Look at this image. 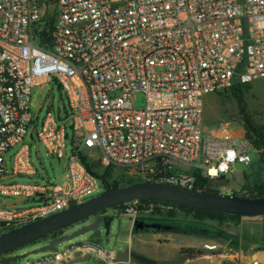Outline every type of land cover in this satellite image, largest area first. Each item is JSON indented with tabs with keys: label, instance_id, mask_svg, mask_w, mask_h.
<instances>
[{
	"label": "built area",
	"instance_id": "2783aa9c",
	"mask_svg": "<svg viewBox=\"0 0 264 264\" xmlns=\"http://www.w3.org/2000/svg\"><path fill=\"white\" fill-rule=\"evenodd\" d=\"M0 22V197L29 204L0 206V235L110 186L83 155L190 189L251 164V142L207 134L204 115L209 95L264 79V0H0ZM49 83L67 107L40 120L33 89ZM29 137L60 162L70 141L62 183L12 180L38 175Z\"/></svg>",
	"mask_w": 264,
	"mask_h": 264
},
{
	"label": "rangeland",
	"instance_id": "374dc122",
	"mask_svg": "<svg viewBox=\"0 0 264 264\" xmlns=\"http://www.w3.org/2000/svg\"><path fill=\"white\" fill-rule=\"evenodd\" d=\"M239 4H243V0H237ZM1 24V22H0ZM243 104L241 105L239 99L236 97L233 90H229L224 93L212 94L206 98L205 104V115L204 124L205 131L207 134L213 135L218 138H234V137H245L244 130V120L241 107L247 113L255 116L256 122L260 125L264 124V79L253 81L249 84L248 88L244 90L243 93ZM32 109L39 114V119L42 120L48 111H52L54 114L58 115L59 108L63 109L67 101L65 94L62 89L56 83H49L43 87H37L33 89L32 97ZM145 105V96L142 92H138L135 100L134 107L141 109ZM27 143L32 145V162L36 169H38V175L31 178L28 177H16L13 181L24 182L32 179L34 182L39 184H60L63 181V173L68 163V159L72 154V145L70 141L68 142L67 156L62 162L57 158V156H50L47 154L46 149L38 143V141H31L30 137L26 139ZM251 158L252 162L249 166L242 164H237L234 167L233 173L227 175L225 178L209 181L207 186L209 188L216 189L222 194H237L239 196H253L259 193V190H264V148H257L254 141H252ZM17 148H15L11 154L15 153ZM99 155L95 154V160L91 159V162H96ZM96 173L102 174L105 170L98 165L95 168ZM118 182L121 187H125L129 181L117 176H112V182ZM258 187H261L258 189ZM105 188L101 187V192ZM14 204L17 203L21 207L28 206V203H22L18 198H4L0 197V206L2 204ZM32 205V203H31ZM144 210L141 209V204L129 203L126 205H121L119 208V213L115 215V209L108 210L106 217L112 219L109 231L102 226L101 231V242L100 247L106 252L110 253L112 250L118 252L126 244V239L131 235V228L135 229L134 222L139 221L148 225H157V227L143 228L135 231L142 232H157L163 231L170 228H175L176 232H188L194 228H200L205 226L199 222H195L192 217H188L184 212L174 207L163 206V205H151L142 206ZM156 208L162 210L163 215L154 214ZM175 211L176 216L174 218L167 217V212ZM225 225L230 229L232 227L231 218H225ZM94 218H90L86 222L76 224L68 229V233L71 235L74 232L81 230L83 227H87L92 224ZM213 223H217L214 219H206ZM205 221V220H204ZM218 224V223H217ZM223 226V227H224ZM64 230V231H65ZM63 231V233H64ZM108 232V233H107ZM62 233V234H63ZM60 236V235H59ZM86 235H80L71 241L64 242L58 246L59 249L67 248L70 245L80 244L84 241ZM209 239L216 240V238L209 237ZM218 239V238H217ZM218 241L222 242L220 238ZM226 241V240H224ZM49 243L48 239L37 241L30 244L24 248L18 249L17 251L10 253L6 258L10 256H22L27 253H31L35 250L43 248ZM217 251V250H216ZM43 253L36 255H30L25 259H20L16 264H23L28 259H33L41 256ZM1 264V261H0ZM87 264H101L99 259L91 261L88 260Z\"/></svg>",
	"mask_w": 264,
	"mask_h": 264
},
{
	"label": "crops",
	"instance_id": "0c3cea01",
	"mask_svg": "<svg viewBox=\"0 0 264 264\" xmlns=\"http://www.w3.org/2000/svg\"><path fill=\"white\" fill-rule=\"evenodd\" d=\"M194 221L205 228L200 226L185 233L170 227L163 231L142 232L135 231L132 226L126 244L120 251L110 253L100 247L101 237L89 233L80 244L41 252V256L23 264L36 261L40 262L38 264H87L90 258L91 261L99 259L101 264H264V216L241 217L232 222L230 229L224 226L226 223ZM62 235L70 234L65 230ZM206 244H216L217 251L206 249ZM183 248L201 250L203 254L186 258L180 252Z\"/></svg>",
	"mask_w": 264,
	"mask_h": 264
},
{
	"label": "water",
	"instance_id": "95a60500",
	"mask_svg": "<svg viewBox=\"0 0 264 264\" xmlns=\"http://www.w3.org/2000/svg\"><path fill=\"white\" fill-rule=\"evenodd\" d=\"M141 200L167 202L205 213H223L241 217L264 216V196L244 197L235 193H212L159 181L134 183L118 188L107 186L103 192L85 202L0 235V257H3L0 260L1 264H16L20 259H25L31 254L57 250L60 244L80 235L92 233L94 237H101L102 226L109 231L112 221L106 216H98L101 212ZM90 218L95 220L87 227L71 235L53 237V234ZM134 226L136 230L157 227L139 221H135ZM45 239H48L49 243L40 250L6 258L18 249Z\"/></svg>",
	"mask_w": 264,
	"mask_h": 264
},
{
	"label": "trees",
	"instance_id": "16d2710c",
	"mask_svg": "<svg viewBox=\"0 0 264 264\" xmlns=\"http://www.w3.org/2000/svg\"><path fill=\"white\" fill-rule=\"evenodd\" d=\"M248 86H249V84L240 83L238 80H235L234 85L231 89L224 90L223 92H220V93H224V92H227L229 90H233L236 97L239 99V101L242 105L244 102L243 93H244V90L246 88H248ZM241 111L243 113L245 138L248 139L251 143H252V141H254L257 148H259V147L264 148V124L263 125L258 124L256 122L255 116L250 114V113H247L244 109V106L241 107ZM82 161L86 165L87 169L90 172H92L94 175H96L97 177L102 178L104 180L112 178L113 174H112L111 170H105L102 174L96 173L95 168L98 167V165H99L98 161L91 162L84 155L82 156ZM134 183H136V182L129 181V183L126 186L134 184ZM109 185H110V187H113V188L121 187L120 184H118V182H116V181L112 182ZM260 188L261 187H258V189H260ZM195 190H201V191L212 192V193H220L216 189L209 188L207 186V181L204 179L199 180L198 186L195 188ZM256 196H264V190L260 189L259 193L257 195H253V196H249V197H256ZM244 197H248V196L245 195ZM139 203L141 204L142 210H144L142 206H151V205L168 206V205H170V206H173L175 209L181 210L188 217H192L196 221H204L206 219H214L220 225H223L225 223V221H226L225 218L229 217L234 221H237L241 218V216H237V215H229V214H223V213L200 212V211L194 210L192 208L179 207V206H176V205L171 204V203L156 201V200H141V201H139ZM153 211H154V214L163 215L162 210H160L159 208H156ZM175 216H176V212L174 210L167 212V217L174 218ZM62 233H63V231H59V232L53 234V237H57L59 235H62ZM180 252L186 258H196V257L201 256L203 254V252L201 250L186 249V248L181 249Z\"/></svg>",
	"mask_w": 264,
	"mask_h": 264
},
{
	"label": "flooded vegetation",
	"instance_id": "af4514ba",
	"mask_svg": "<svg viewBox=\"0 0 264 264\" xmlns=\"http://www.w3.org/2000/svg\"><path fill=\"white\" fill-rule=\"evenodd\" d=\"M107 212H108V211H103V212H101L98 216H106ZM98 216H97V217H98ZM86 221H87V220H86ZM86 221H84V222H86ZM82 223H83V222H82Z\"/></svg>",
	"mask_w": 264,
	"mask_h": 264
}]
</instances>
